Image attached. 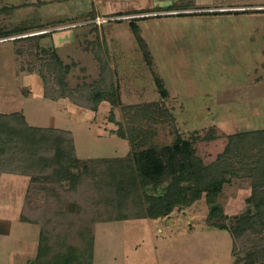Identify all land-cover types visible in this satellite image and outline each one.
Instances as JSON below:
<instances>
[{"label":"rangeland","instance_id":"1","mask_svg":"<svg viewBox=\"0 0 264 264\" xmlns=\"http://www.w3.org/2000/svg\"><path fill=\"white\" fill-rule=\"evenodd\" d=\"M92 1L0 0V32L27 29L0 37L1 114L22 113L31 126L71 131L82 162L128 156L129 142L110 121L113 111L122 122L121 107L104 102L92 113L70 99L44 98L39 73L46 51L68 67L72 91L93 88L105 61L122 106L157 109L160 145H173L179 134L196 140L206 164L224 151L228 135L264 129V0H120L149 5L99 15L137 16L121 22L76 21ZM159 1L186 8L152 11ZM178 13L191 15L171 16ZM70 17L74 22L45 26ZM212 132L217 139L204 141ZM28 188V177H0V264L35 263L40 227L20 220ZM249 193L248 182L228 184L220 200L225 215L247 212ZM209 212L203 197L165 218L99 223L92 264H236L241 256L233 253L231 231L209 225Z\"/></svg>","mask_w":264,"mask_h":264},{"label":"trees","instance_id":"2","mask_svg":"<svg viewBox=\"0 0 264 264\" xmlns=\"http://www.w3.org/2000/svg\"><path fill=\"white\" fill-rule=\"evenodd\" d=\"M185 8L178 4L165 7L167 11ZM91 13L75 19L93 21L99 17ZM187 15L191 14L171 16ZM25 31L0 32V37ZM44 52L49 56L42 58L39 73L44 98L70 99L92 113L104 102L121 107L122 122L114 119L113 111L110 121L119 126L118 133L129 142L130 152L125 158L82 162L71 131L31 126L22 113H0V177L29 178L20 220L41 230L34 264H92L99 223L165 218L203 197L210 210L208 224L233 235V253L241 256L235 263L264 264V129L228 135L224 151L206 164L196 153V140L179 134L173 145H160L155 128L157 109L122 106L111 67L105 61L101 79L93 88L72 91L65 82L68 67L56 53ZM216 139L212 132L204 141ZM237 182L249 183V208L231 218L225 215L220 200L226 186ZM223 220L230 227L221 223Z\"/></svg>","mask_w":264,"mask_h":264},{"label":"crops","instance_id":"3","mask_svg":"<svg viewBox=\"0 0 264 264\" xmlns=\"http://www.w3.org/2000/svg\"><path fill=\"white\" fill-rule=\"evenodd\" d=\"M150 4H152V3H150ZM164 4L166 5L167 3L159 1V2L155 3L154 8H152L154 6V4L152 5L151 8L154 11H158L160 9L162 10V8L165 9V7L169 6V5L164 6ZM148 5H149V2H144L142 4H139L138 2L135 3V1H128V2L124 1L121 3L120 0H95V1H92L91 10H89L88 12H86L82 15H86V14L93 12V11L98 13V15H101V14L107 15L108 13L113 14V13L136 12L138 10L139 11L142 9L144 10L146 7H148ZM150 9L149 10L147 9V10L150 11ZM81 16H78V17H81ZM63 19H66V18H63ZM58 26H60V25H58Z\"/></svg>","mask_w":264,"mask_h":264},{"label":"built area","instance_id":"4","mask_svg":"<svg viewBox=\"0 0 264 264\" xmlns=\"http://www.w3.org/2000/svg\"><path fill=\"white\" fill-rule=\"evenodd\" d=\"M156 15V14H154ZM137 16H133V15H124V16H115V17H97L93 24H96V25H106L108 23H111V22H116V21H122V20H129V19H134L136 18ZM75 27V26H73Z\"/></svg>","mask_w":264,"mask_h":264},{"label":"flooded vegetation","instance_id":"5","mask_svg":"<svg viewBox=\"0 0 264 264\" xmlns=\"http://www.w3.org/2000/svg\"><path fill=\"white\" fill-rule=\"evenodd\" d=\"M153 11H154V10H153ZM90 13H91V12H90ZM88 14H89V13H88ZM108 14H111V13H108ZM113 14H117V15H118V14H120V13H113ZM70 19H71V17H70ZM61 20H64V19H60V21H61ZM57 21H58V20H57ZM62 25H63V24H61L60 26H62ZM50 28H51V27H50ZM45 34H48V33H45ZM67 37H68V35H66V38H67ZM64 39H65V38H63V40H64Z\"/></svg>","mask_w":264,"mask_h":264}]
</instances>
